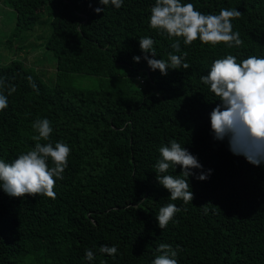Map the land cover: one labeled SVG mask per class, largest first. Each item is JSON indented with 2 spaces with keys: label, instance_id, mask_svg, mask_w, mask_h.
Instances as JSON below:
<instances>
[{
  "label": "trees",
  "instance_id": "trees-1",
  "mask_svg": "<svg viewBox=\"0 0 264 264\" xmlns=\"http://www.w3.org/2000/svg\"><path fill=\"white\" fill-rule=\"evenodd\" d=\"M155 2L123 0L117 9L99 0H0L15 11L16 33L48 19L46 49L57 59L53 86L25 62H0V93L7 95L9 84L17 88L0 111V159L11 162L32 150L38 135L32 125L44 118L53 132L39 142L71 149L55 199L14 198L0 187V264H152L161 243L180 246L179 264H264V163L253 165L230 151L227 138L214 139L210 113L220 101L200 79L228 54L238 62L264 57V0H181L203 14L240 11L232 20L243 40L239 48L199 39L185 45L152 29ZM97 7L104 12L97 14ZM142 37L154 40L156 59L186 52L190 67L169 69L167 76L153 71L143 59ZM177 39L179 52L171 47ZM74 75L96 77L99 86L76 87ZM173 139L204 172L212 170L203 181L186 178L194 194L186 205L170 199L155 172L159 148ZM181 172L177 166L164 174ZM168 203L184 210L162 230L156 215ZM102 245H115V258L101 253ZM86 249L94 260L85 259Z\"/></svg>",
  "mask_w": 264,
  "mask_h": 264
},
{
  "label": "clouds",
  "instance_id": "clouds-1",
  "mask_svg": "<svg viewBox=\"0 0 264 264\" xmlns=\"http://www.w3.org/2000/svg\"><path fill=\"white\" fill-rule=\"evenodd\" d=\"M99 3L104 6L111 4L117 9L123 6V0H99ZM94 11L99 14L104 12V8L97 7ZM241 15L237 9L226 8L221 9L218 15L203 14L191 2L156 0L151 8L149 26L167 34L169 38H183L185 45H191L199 39L205 45L216 46L223 43L229 48H239L243 45V40L238 31H233L232 20ZM153 44L154 40L150 37L139 39L140 49L144 53L143 59L153 71L158 69L162 75L167 76L169 69L178 70L183 67L186 70L190 67L184 62L186 52L183 57L169 53L167 61L156 59ZM171 47L179 52V39ZM133 59L139 63L141 57L134 56ZM200 79L220 101L210 113L214 139L223 141L227 138L230 151L234 155H243L253 165L264 163V57L253 55L238 62L236 56L228 54L215 59L208 73ZM27 80L33 90L38 92L32 76L29 75ZM4 86L5 81L0 78V88ZM6 91L7 95L0 93V111L8 107V96L13 95L17 88L9 84ZM32 126L38 132L33 137L37 141L34 148L20 154L11 162L0 159V187L14 198L43 195L55 199L56 180L63 179L71 149L63 142H56L54 146L52 143L39 142L48 141L53 132L47 118L36 120ZM159 153L161 158L155 164L159 184L170 192L172 201L179 199L185 205L192 202L194 194L189 190L190 184L186 178L195 176L203 181L208 179L212 170L204 172L198 158L174 139L169 145L160 147ZM177 166L182 168L179 177L164 174L170 167ZM194 169H201L200 174L194 172ZM182 210L184 209L174 203L162 206L156 215L158 227L165 229L176 213ZM204 211L207 213L208 208L204 207ZM181 250L179 245L174 248L170 244L161 243L156 249L158 254L152 264H179L177 257ZM99 251L115 258L118 248L115 245H102ZM85 259H95L91 249L85 250Z\"/></svg>",
  "mask_w": 264,
  "mask_h": 264
},
{
  "label": "rangeland",
  "instance_id": "rangeland-1",
  "mask_svg": "<svg viewBox=\"0 0 264 264\" xmlns=\"http://www.w3.org/2000/svg\"><path fill=\"white\" fill-rule=\"evenodd\" d=\"M42 11L39 12V15ZM44 17V16H43ZM30 31L16 33V14L8 5L0 3V62L10 63L13 60L25 62L35 68L50 86L57 83V59L46 49L51 25L47 18ZM12 41L3 46V41ZM71 83L76 87L93 89L99 86V79L83 75H74Z\"/></svg>",
  "mask_w": 264,
  "mask_h": 264
}]
</instances>
